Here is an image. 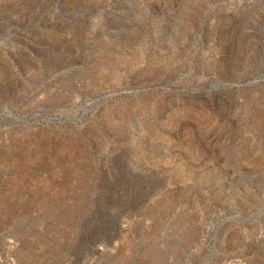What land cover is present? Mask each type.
<instances>
[{"label": "rangeland", "instance_id": "obj_1", "mask_svg": "<svg viewBox=\"0 0 264 264\" xmlns=\"http://www.w3.org/2000/svg\"><path fill=\"white\" fill-rule=\"evenodd\" d=\"M0 264H264V0H0Z\"/></svg>", "mask_w": 264, "mask_h": 264}]
</instances>
